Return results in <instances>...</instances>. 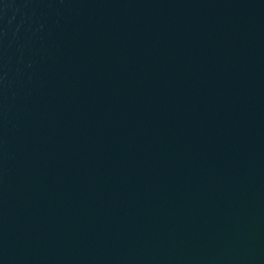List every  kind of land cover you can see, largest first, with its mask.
Listing matches in <instances>:
<instances>
[{
	"label": "water",
	"instance_id": "obj_1",
	"mask_svg": "<svg viewBox=\"0 0 264 264\" xmlns=\"http://www.w3.org/2000/svg\"><path fill=\"white\" fill-rule=\"evenodd\" d=\"M0 264H264V0H0Z\"/></svg>",
	"mask_w": 264,
	"mask_h": 264
}]
</instances>
